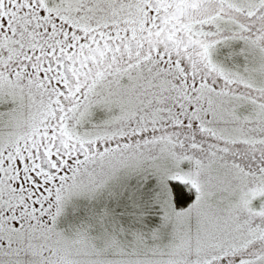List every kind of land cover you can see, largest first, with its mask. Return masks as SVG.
I'll return each instance as SVG.
<instances>
[{"label": "snow or ice", "instance_id": "1", "mask_svg": "<svg viewBox=\"0 0 264 264\" xmlns=\"http://www.w3.org/2000/svg\"><path fill=\"white\" fill-rule=\"evenodd\" d=\"M0 264H264V0H0Z\"/></svg>", "mask_w": 264, "mask_h": 264}]
</instances>
